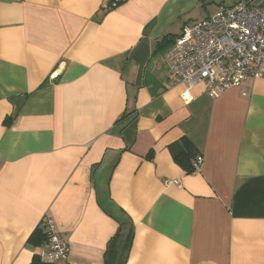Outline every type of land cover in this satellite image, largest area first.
Listing matches in <instances>:
<instances>
[{"label":"crops","instance_id":"0c3cea01","mask_svg":"<svg viewBox=\"0 0 264 264\" xmlns=\"http://www.w3.org/2000/svg\"><path fill=\"white\" fill-rule=\"evenodd\" d=\"M111 2L0 0V264L46 215L77 264H264V78L185 103L164 62L233 0Z\"/></svg>","mask_w":264,"mask_h":264},{"label":"built area","instance_id":"2783aa9c","mask_svg":"<svg viewBox=\"0 0 264 264\" xmlns=\"http://www.w3.org/2000/svg\"><path fill=\"white\" fill-rule=\"evenodd\" d=\"M126 0H112L115 8ZM170 77L185 86L182 99L200 86L210 98L230 88L242 90L245 80L264 78V0H233L213 16L186 25L164 54ZM199 156L193 163L197 169ZM45 240L40 259L47 264H77L68 243L50 216L39 224Z\"/></svg>","mask_w":264,"mask_h":264},{"label":"trees","instance_id":"16d2710c","mask_svg":"<svg viewBox=\"0 0 264 264\" xmlns=\"http://www.w3.org/2000/svg\"><path fill=\"white\" fill-rule=\"evenodd\" d=\"M168 151L172 157L174 163L184 170L187 174H192L195 172L193 167L194 161L200 156L192 142L186 138L181 137L175 142L168 146ZM105 210V209H104ZM106 211V210H105ZM107 212V211H106ZM119 222V219L116 218ZM45 240V236L39 226L32 232V234L27 239V244L32 247H38L42 245ZM30 264H47L40 259L39 254H34Z\"/></svg>","mask_w":264,"mask_h":264}]
</instances>
